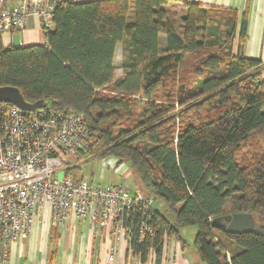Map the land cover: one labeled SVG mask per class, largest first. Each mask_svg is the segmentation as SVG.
I'll use <instances>...</instances> for the list:
<instances>
[{
    "label": "trees",
    "instance_id": "16d2710c",
    "mask_svg": "<svg viewBox=\"0 0 264 264\" xmlns=\"http://www.w3.org/2000/svg\"><path fill=\"white\" fill-rule=\"evenodd\" d=\"M49 1L42 43L6 45L0 29V86L83 114L89 130L78 159L129 163L139 190L163 203L152 215L155 237L139 244L133 234L134 254L145 262L154 249L161 264L165 236L185 244L182 230L196 226L203 263L264 264V149L251 143L264 136V64L245 55L248 8ZM239 211L254 215L253 232L213 226Z\"/></svg>",
    "mask_w": 264,
    "mask_h": 264
},
{
    "label": "built area",
    "instance_id": "2783aa9c",
    "mask_svg": "<svg viewBox=\"0 0 264 264\" xmlns=\"http://www.w3.org/2000/svg\"><path fill=\"white\" fill-rule=\"evenodd\" d=\"M52 9L49 0H0V29L22 30L31 15L50 27ZM88 130L81 113L64 114L47 105L24 110L0 102V264L14 240L31 235L41 210H50L53 225L71 216L94 227L107 225L115 241L109 261H115L125 241L133 251L134 233L139 244L155 237L152 196L140 190L133 195L124 183L100 186L68 173L70 159L85 150ZM151 253L156 257L154 249Z\"/></svg>",
    "mask_w": 264,
    "mask_h": 264
},
{
    "label": "crops",
    "instance_id": "0c3cea01",
    "mask_svg": "<svg viewBox=\"0 0 264 264\" xmlns=\"http://www.w3.org/2000/svg\"><path fill=\"white\" fill-rule=\"evenodd\" d=\"M16 1L13 0V3ZM188 1L236 9L240 15L248 8L249 23L245 55L248 58L260 59L264 64V0ZM16 32H20L19 45L39 44L44 41L42 24L38 15L29 16L23 30L6 29L3 35L6 45L15 44ZM262 77L264 79V67ZM117 167L119 169L120 165ZM126 187L130 190L129 186ZM51 221L49 209L39 211L36 214L31 235L11 243L5 264H156L155 254L150 251L147 260L143 262L133 253L127 241L119 245V253L115 261H109L108 251L115 241L107 225L101 224L94 227L89 221L77 219L75 216H71L61 225H53ZM162 263L205 264L200 260L194 246L190 250L186 243L183 244L168 237L165 241Z\"/></svg>",
    "mask_w": 264,
    "mask_h": 264
},
{
    "label": "rangeland",
    "instance_id": "374dc122",
    "mask_svg": "<svg viewBox=\"0 0 264 264\" xmlns=\"http://www.w3.org/2000/svg\"><path fill=\"white\" fill-rule=\"evenodd\" d=\"M42 1H48V0H42ZM19 33L20 32H16L14 35V43L16 45H19V42L21 40ZM122 60H123L122 47L119 46L117 48L116 58H115L116 77H120L121 75H123ZM263 141H264V136H257L251 143L260 144L259 147L264 149ZM247 148L250 149L251 151L253 147L249 146ZM78 158L79 156L77 155V157H73L70 159L71 161L70 166L74 167L72 172L76 176L83 177L86 180L100 186L124 183L126 186L130 187L129 191L133 195L137 192V190H139L140 182L137 176L135 175V173L133 172V169L131 168L129 163L127 162L123 163L122 165H120L118 169V167L116 166L118 161L115 157H108L106 159H101L97 156H92L85 159H78ZM63 175L64 173L61 172L59 174V177L62 178ZM141 190L145 195H148V193H146L142 188ZM153 206L161 210L164 209L163 203L160 200H154ZM196 232H197L196 226H189L187 228H184V230L182 231V235L190 250L193 247V241Z\"/></svg>",
    "mask_w": 264,
    "mask_h": 264
},
{
    "label": "water",
    "instance_id": "95a60500",
    "mask_svg": "<svg viewBox=\"0 0 264 264\" xmlns=\"http://www.w3.org/2000/svg\"><path fill=\"white\" fill-rule=\"evenodd\" d=\"M0 102L11 103L19 106L24 110H35L45 106L43 101L29 103L26 101L23 93L15 86H0ZM214 227L224 229L232 234L251 233L256 228L255 217L249 212H234L224 216V220L220 217L213 219Z\"/></svg>",
    "mask_w": 264,
    "mask_h": 264
}]
</instances>
